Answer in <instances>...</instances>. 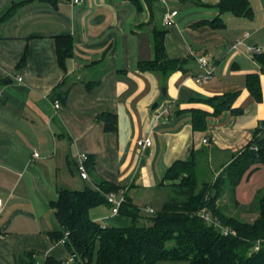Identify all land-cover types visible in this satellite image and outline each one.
I'll return each instance as SVG.
<instances>
[{"label": "crops", "instance_id": "0c3cea01", "mask_svg": "<svg viewBox=\"0 0 264 264\" xmlns=\"http://www.w3.org/2000/svg\"><path fill=\"white\" fill-rule=\"evenodd\" d=\"M249 1L253 18L222 13L221 0H0V14L25 2L0 24V264H20L27 251L39 263L41 256L70 262L67 247L49 239L61 189L109 182L147 214L167 199L159 194L174 164L194 159L199 175L215 180L236 159L264 122V71L248 50L264 52V0ZM174 11L175 24L166 27L164 15ZM216 19L225 27L213 28ZM159 32L166 57L181 67L161 68ZM63 35L74 41L67 71L58 62ZM238 39L244 44L236 47ZM201 57L215 68L209 83L197 81ZM254 74L259 100L248 86ZM108 115L116 130L107 129ZM145 139L150 148L138 146ZM82 153L90 157L88 180L76 167ZM262 190L264 165H256L236 191L242 209ZM90 216L105 227L131 226L110 205Z\"/></svg>", "mask_w": 264, "mask_h": 264}, {"label": "trees", "instance_id": "16d2710c", "mask_svg": "<svg viewBox=\"0 0 264 264\" xmlns=\"http://www.w3.org/2000/svg\"><path fill=\"white\" fill-rule=\"evenodd\" d=\"M60 1L50 0L54 5ZM24 4L18 3L0 14V24L10 20ZM217 7L222 13L232 12L238 17L254 16L249 0H221ZM211 26L220 29L225 27V22L216 19ZM157 34L156 51L161 68L173 70L181 67V62L166 57L165 33ZM56 40L59 65L67 71V62L73 56V38L63 35ZM256 59L264 71V52L257 54ZM154 66L150 63L143 68L149 70ZM248 86L259 100V75H250ZM106 117L109 120L107 129L116 130L115 117ZM194 117L202 124V113L195 111ZM263 134L264 122H261L252 141L215 180L200 183L194 159L174 164L165 177L168 197L150 217L143 215L142 209L125 197L120 214L131 220V226L126 228L105 227L90 216L95 207L111 206L107 196L118 192L120 187L102 182L97 189H61L58 199L51 204L58 228L49 234V239L61 243L68 234L64 245L70 257L77 259L79 264H264V190L249 206L250 211L257 213L252 222L229 215L218 203L229 191L230 200L241 207L236 197L238 186L254 166L264 165ZM204 209L236 234L223 235L220 228L206 222L200 215ZM143 218L150 220L151 224H140ZM259 241L261 246L256 251ZM37 256L34 251H27L20 257V264H40ZM43 264H67V261L46 257Z\"/></svg>", "mask_w": 264, "mask_h": 264}, {"label": "built area", "instance_id": "2783aa9c", "mask_svg": "<svg viewBox=\"0 0 264 264\" xmlns=\"http://www.w3.org/2000/svg\"><path fill=\"white\" fill-rule=\"evenodd\" d=\"M84 1L85 0H73V3L76 5H81L84 3ZM177 14H178L177 11L167 12L163 18V24L166 27H170V26L174 25L175 24V17L177 16ZM243 44H244V41L242 39H238L236 47L241 46ZM248 50L250 52H255L257 54L262 53L260 48L254 47V46H248ZM199 63L201 65V68L204 70V73L197 77L198 83H209V82H211L214 79L215 68L211 65L209 59H207L206 57L199 58ZM18 80L21 82L23 79L21 77H19ZM2 98H3V93L0 92V99H2ZM55 108L56 109L61 108V104L56 103ZM152 144H153V141L151 139H145V140L138 141V146L143 147V148H150L152 146ZM34 157L35 158L40 157L39 152L36 151L34 153ZM89 159H90V157L87 153H82V154H80L79 159H78V163L76 165L78 173L85 180L89 179V172H88V166H87ZM107 199H108V202L112 206V213L114 215L120 214V208H121L122 204L126 201L125 196L123 195L121 197H117L116 193H110L107 196ZM2 204H3V201H2V199H0V213L2 210ZM147 210H149L148 212L154 214L153 209H147ZM200 215L206 222L213 224L216 227L220 228L223 235H229V234L235 235L236 234V232L234 230H232L230 227L222 225L217 219L213 218L212 214L207 209H204L200 213ZM67 237H68V234H66L65 239H62V241H61L62 244H65V240L67 239ZM260 246H261V242L259 241L255 247V250L258 251L260 249ZM72 260H73V257H72Z\"/></svg>", "mask_w": 264, "mask_h": 264}, {"label": "rangeland", "instance_id": "374dc122", "mask_svg": "<svg viewBox=\"0 0 264 264\" xmlns=\"http://www.w3.org/2000/svg\"><path fill=\"white\" fill-rule=\"evenodd\" d=\"M203 168V166H199V169ZM200 177V183H202L203 181H207V180H211V176H203V173H201L199 175ZM169 194V189H167V187L164 189V190H161L160 191V194L159 196H163V195H167ZM159 196L157 195V198H159ZM167 198V197H165ZM231 198V193H229V191L225 194V196L219 200V205L222 207V209L228 213L229 215H233V216H237V217H240L241 219H243L244 221H247V222H252L253 219H255L257 213L256 211H250L249 210V207H247L246 209H242V207H237L234 205V203L230 200ZM164 200L166 199H163V200H160V199H157L155 201L154 204H152V206L156 209H160L162 204L164 203ZM145 209V208H143ZM142 209V214L145 215L144 213V210ZM151 209V208H150ZM155 210V209H153ZM149 210L146 209V215H148L149 217L152 215V213L148 212ZM147 216V217H148ZM142 223L140 224H146V225H149L151 224L150 220H147V219H142L141 220ZM71 256V255H70ZM69 256V254L67 255V257H69L70 259V262L67 263V264H78V263H73L72 261V258ZM43 260H42V256L40 257V264H43Z\"/></svg>", "mask_w": 264, "mask_h": 264}, {"label": "water", "instance_id": "95a60500", "mask_svg": "<svg viewBox=\"0 0 264 264\" xmlns=\"http://www.w3.org/2000/svg\"><path fill=\"white\" fill-rule=\"evenodd\" d=\"M41 1H48V0H41ZM149 152H150V149H147L146 150L147 155H148Z\"/></svg>", "mask_w": 264, "mask_h": 264}]
</instances>
